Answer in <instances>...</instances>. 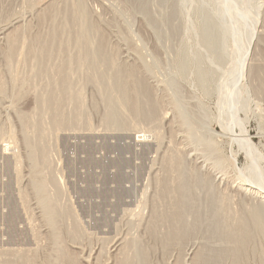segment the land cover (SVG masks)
Wrapping results in <instances>:
<instances>
[{
	"label": "rangeland",
	"instance_id": "rangeland-1",
	"mask_svg": "<svg viewBox=\"0 0 264 264\" xmlns=\"http://www.w3.org/2000/svg\"><path fill=\"white\" fill-rule=\"evenodd\" d=\"M36 1L39 0H0V27L9 26L10 23V35L21 32V36L25 35L21 38L26 40L25 47L33 48L34 52L38 51L40 45L35 38L40 37L42 32V35L46 34L44 31L48 29V23L42 24L40 20L43 6L35 8ZM83 1L92 22L100 27L106 38V48L115 53L116 64L125 69L129 67L128 71L136 69L135 72L145 80L159 104V114H163L159 115V120L160 117H164V120H158L155 130L156 127L152 129L153 126L148 127L146 123L124 129L107 128L103 122L106 105L96 88L86 85L82 89V96L83 110L88 120L79 123L73 121V124L56 131H47L44 138L49 157L45 166H40L47 188L46 199L42 200L44 196H40L35 189L38 177L33 175V169L36 165L29 157L24 126L18 114L32 111L48 82H44L46 78L33 76L35 60L29 57L26 60V55L20 60L16 57L8 60L7 38H0V264H139L132 259L133 250L126 248L130 241L135 240L149 250V264H203L198 260L201 248L208 244L216 250L225 246L224 240L209 238L202 231L203 228L198 227L184 240L174 241L164 248L161 240L152 238L147 229L153 211H163L164 206L155 202V196L166 163L171 162L170 157L174 153L185 157L183 159L189 171L197 170L210 180L211 187L217 193L229 195L232 213L240 211L242 202H246L247 206H253L254 202L255 205L260 204L234 187L239 181V171L250 161L239 151L232 137L223 133L219 120L218 87L223 84L233 65V39H227L220 24L215 0ZM257 1L263 2L237 0V3L243 8H251ZM53 2L56 8L63 5V0ZM222 2L217 0L221 9ZM224 10L231 19L230 10L226 7ZM13 20L18 22L12 24ZM209 20L216 25L209 30L212 35L206 34L208 31L205 30ZM263 23L262 32L258 33L260 37L255 40L257 47L250 52L248 65L252 64L247 66L249 73L243 75L235 90V102L237 107L241 103V110H234V114L229 112V116L230 123L231 119L234 120V117L231 118L233 115L244 120L248 138L262 155V158H256L260 165L253 156L252 160L256 165V175L264 181V70L259 87L251 74L256 67L252 65L264 64ZM58 58L62 59L59 61L65 59L61 56ZM54 59L57 56L52 57L53 64L49 61L48 65H44L46 68L43 66L42 74H53L55 70L52 69H56L54 66L58 64ZM12 73L17 76L16 79ZM238 73L239 69L232 76V86ZM202 74H207L205 80H201ZM75 77L74 82H78ZM22 79L27 85L16 82ZM234 95L235 92L232 99ZM232 102L230 100L231 107ZM67 110L72 111L73 107ZM45 114L44 111L42 121L48 125L49 115ZM141 135L146 137L137 140V136ZM29 136L32 137L30 133ZM30 141L34 142V138ZM51 175H54L56 187L49 181ZM218 177L223 180L219 182ZM56 189L59 193L55 200ZM52 199L56 203L53 202L55 210L59 207L57 210L61 213L56 210L59 214H55L54 218L48 209L45 210L50 207L51 203L48 202ZM69 213H72L71 216ZM50 216L53 220L48 218ZM262 226V232L255 237V242L248 244L245 250L248 258L245 257L246 261L241 264H264V258H261L264 257V224ZM74 227L78 233L75 236L71 234ZM53 233L58 236V244L52 241V237L56 236ZM117 239L124 240L119 251H115L113 246ZM59 244L68 255L67 259L56 261L59 259ZM125 256L132 257L129 261L125 259L129 257ZM223 258L225 260L221 259L218 264L232 263L230 257Z\"/></svg>",
	"mask_w": 264,
	"mask_h": 264
},
{
	"label": "bare ground",
	"instance_id": "bare-ground-1",
	"mask_svg": "<svg viewBox=\"0 0 264 264\" xmlns=\"http://www.w3.org/2000/svg\"><path fill=\"white\" fill-rule=\"evenodd\" d=\"M53 1L39 0L36 1V3L34 4V7L38 9L43 6L41 8L42 13H40V20L42 24L48 23L49 25L48 26L46 24L48 27L47 31H44L46 34L42 35V32V37L40 36L38 38H35L40 42L39 49L37 51L36 46H38V43L35 40V42L37 43L35 46L36 52H34L33 48L29 49L28 47H25L24 42L26 40L24 41L23 39H21L25 35L21 36V32L10 35V23L8 24L9 26L6 25L0 27V38H3V40L4 38H7L9 49V55H7V58H9L8 60L11 61L14 57L19 58L20 60L22 56L26 55V60L29 58L35 60L36 67H34L35 69L33 68L32 70L33 76L38 79L46 78L47 80H44V82H48L46 83L47 85L45 84L46 88L43 85V88L45 89L43 93L39 92V96L36 95L37 91L35 90V95L38 96V98H35L36 106H34L32 111L30 110V113H22L23 111L21 110L19 114L17 112L18 118L20 119L21 124H23L24 126L25 132L23 131V134L24 137L27 138V140H24L27 141L26 144L29 147V157L30 159L35 161V168L32 166L34 168L33 175L37 176L38 178H36V183L34 185L35 189L38 191L40 196L46 195L45 191L47 189L45 178L42 176L43 169L42 167H40L41 165L45 166L44 163L47 160L46 158L49 157L47 155V146L44 142L46 133L47 131L50 132V130L56 131V129L58 130L59 128L66 127V125H70V123H72L73 121L79 123L80 121L83 122V120H88L86 116L87 113L83 110L84 106L82 96V89L86 85H92L93 88L95 87L97 93L99 92L98 95H100V99L106 105V111L104 115L105 119L103 121L106 127L108 126L110 128L124 129L128 126L134 127L136 125L146 123L148 127L152 125V129L156 127L154 128L155 130L157 129L156 123H159V115H163L162 113L159 114V104H157L156 100H154V96L152 95L153 92H151L150 90L151 88L148 86V84H146L145 80L143 81V79L139 76L140 74L138 75V73L135 72L136 69L132 67L133 70L130 69L131 71H128L129 67L125 69V67H121L122 65L119 66L117 65L118 63L116 64V61L118 60H116L115 53L106 48V38L101 33L100 27L96 25V23L92 22L89 14L90 12H88L89 9L87 10V6H85L86 4L84 3V1L63 0V7L61 5V7L58 5V7L60 8L54 7L55 2ZM222 1V9L218 6L217 0L214 1L216 6L215 8L217 9L216 11L218 12L220 24L223 25L222 27L226 33L227 39H233V48L231 50H233L232 56L234 61L233 65L230 66L231 68L229 70L227 69L228 75L226 74L227 77L225 78V81L222 85L220 84L221 86L218 87L220 101L219 120L221 129L226 131H223V133H226V135L232 137V140L238 145L239 151H242L246 155L247 160L249 159L250 161L248 162V165L245 168H242L241 171H239L240 176H237L239 183L237 182L234 187H236L239 193H243L244 196L245 194L250 195L251 198H255L254 201H257V203L260 204L255 205L254 202L253 206H247L246 202V204L242 202L240 206V211H238L236 214L232 213L229 204V195L224 192L217 193L213 189V187H211L210 180L200 175L197 170L189 171L190 169L186 167L187 164L184 160L185 157L174 153V155L171 154L173 155L172 157H170L171 162L166 163L167 165L164 163L166 165L164 170V176L158 182L159 190L157 189L158 193L155 196V199L157 201L154 200L155 202H158L164 206L162 208L163 211L159 210L158 212L157 209V211L153 209L154 211L152 210L153 213L152 217H150L151 219L148 224V229L146 228L151 234L150 236L152 238H158V240H161V244L164 248L169 247L168 245L170 243L172 244V242L174 241L184 240L188 236V234L194 232V229L198 227H201V229L203 228L202 231H204L209 238L224 240L225 246L217 248L216 250L208 244H203L204 246L201 248L202 250H200L198 254V260H201L203 264H218L221 259L225 260V258L223 257H230L232 261V263L230 261L231 264H241L245 260V257L247 255L245 253V250H247L248 244L250 242H253L254 239H256L255 237L258 235V233L262 232L260 231L262 230L260 228H262V225L264 224V181L256 175L254 169L256 168V165L253 163L252 160L253 156L255 162L259 163L256 158H262V155H260L261 153H259L257 147L254 145L252 140L248 138L245 122H243L244 120L240 118L238 119L236 115H233L234 110H236L235 112L241 110V103L237 107V103L235 102L237 97V93L235 90L238 87V83L240 85L243 75L250 70V68L248 69L247 66L252 64L251 63L248 65V63L251 61L250 52L252 51V48L257 47V43L255 44V42L257 41L256 39H258V36L260 37L258 33L262 32V23L264 22H262V10L264 9V0L262 3L260 1L255 2V4H253L251 8L241 7L237 3V0ZM224 7L230 10L232 17L231 19L228 18V13L224 10ZM16 22L18 21H14L12 22V24ZM206 24L207 25L205 27V30L208 31L206 32V34L212 35L209 30H211L216 25L210 20L207 21ZM236 48H239V50ZM56 56L57 59L54 60H57L58 64L57 66L53 65L56 68L52 69L55 70V73L52 71L54 75L51 73H48V75L42 74L44 71L43 66L48 65L47 63L49 61L51 63L52 57L56 58ZM58 56H61L62 58L65 57V59L63 61H59L58 59L61 58H58ZM55 62L56 61H54V63ZM261 64L252 65L256 66L254 68L250 66L253 68H251V74L253 75V78H255V80L258 82V87L261 84V75L264 70V64L262 66ZM49 69H51V67ZM238 69L239 73L236 82L233 84V87L232 76L234 72ZM32 72L30 73L32 74ZM47 72H50V70H47ZM13 75L14 77L16 76L15 74ZM75 76H77L78 82L76 80L74 82L73 77L76 78ZM30 77H32V75H30ZM34 77H32V79ZM200 77L201 80H205L207 78V74H202ZM16 82L20 83V85L22 86H24L23 84H26V81H24V79L17 80ZM20 85L18 84V86ZM231 86L233 87V89H231ZM20 89L23 88L20 87ZM232 91L233 93L235 92V97L233 96V99V93H231ZM230 100L233 101L232 107ZM69 106L73 107L72 111L67 110L70 108ZM44 111L45 113H47L45 114V116L49 115L50 122H47L48 125H46L43 122L44 120L42 119ZM229 112L233 113L231 114V116L233 115L231 118L234 117V120L231 119V123ZM160 119L164 120V117H160ZM161 120L159 121L161 122ZM29 133L34 138V142L30 141L31 139L33 141V138L29 136ZM145 137L144 135L137 136V140L144 139ZM28 138L31 139L28 140ZM257 165H260V163ZM53 176H50L49 181L53 183V186L56 187V182ZM216 178L217 177L215 176L214 179ZM220 179L223 180L222 178L218 177L219 182H221ZM54 193L55 198L58 196L59 192L56 189ZM43 198L44 199L42 200L46 199L45 196ZM53 200L54 199H52V201L50 200V202L46 200L48 203L51 204L50 207L45 209H48V212L52 214V218H54L55 214L58 215L60 213V211L57 210L59 208L58 207L56 210L59 211V213L57 214L55 206L53 205ZM156 208L160 209L161 207ZM66 210L68 211V209ZM71 214L69 213L70 216ZM48 218H51V216ZM71 234H73L74 236L78 234L76 227H74V229L71 231ZM55 235L57 236V234ZM56 236L52 237L54 238L52 241L54 242L55 240L56 244H58V236ZM120 239H117L113 243L115 251L119 248V246H121L122 242L124 241L123 239ZM128 247L133 250V257L131 256L132 259H135V261H137L139 264H149V250L143 245H141L140 242L136 240L130 241L129 246H126V248ZM57 248H59V259L57 257L56 259L58 260L56 261L64 260V258H66L68 255L66 253V250L64 248H61L60 244ZM254 248L256 249L257 247ZM254 248L253 250H255ZM131 257L125 259L130 261ZM261 258L263 259L264 257L262 256Z\"/></svg>",
	"mask_w": 264,
	"mask_h": 264
}]
</instances>
